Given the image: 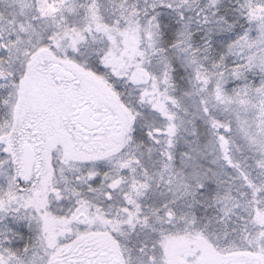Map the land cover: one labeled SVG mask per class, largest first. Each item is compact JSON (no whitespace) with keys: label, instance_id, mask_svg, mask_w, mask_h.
Masks as SVG:
<instances>
[{"label":"snow or ice","instance_id":"6c2138e0","mask_svg":"<svg viewBox=\"0 0 264 264\" xmlns=\"http://www.w3.org/2000/svg\"><path fill=\"white\" fill-rule=\"evenodd\" d=\"M0 264H264V0H0Z\"/></svg>","mask_w":264,"mask_h":264}]
</instances>
